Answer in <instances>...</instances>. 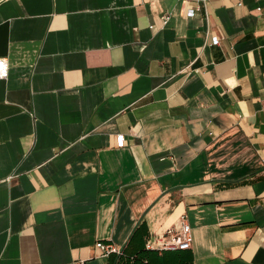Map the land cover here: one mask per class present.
Returning a JSON list of instances; mask_svg holds the SVG:
<instances>
[{
	"label": "crops",
	"instance_id": "1",
	"mask_svg": "<svg viewBox=\"0 0 264 264\" xmlns=\"http://www.w3.org/2000/svg\"><path fill=\"white\" fill-rule=\"evenodd\" d=\"M0 57V264H264V0H0Z\"/></svg>",
	"mask_w": 264,
	"mask_h": 264
},
{
	"label": "built area",
	"instance_id": "2",
	"mask_svg": "<svg viewBox=\"0 0 264 264\" xmlns=\"http://www.w3.org/2000/svg\"><path fill=\"white\" fill-rule=\"evenodd\" d=\"M196 14L195 9H189L187 12L188 16H194ZM169 16L164 14L162 16L163 22L168 21ZM219 43L218 36H213L211 44L217 45ZM9 64L5 57H0V78H6L8 75ZM117 145L118 147H123L125 145V139L123 134L117 135ZM193 243V232L192 226L188 221L186 215H183L180 219L178 226L170 227L166 232L158 237L150 236L146 240V247L151 249H189L192 247ZM96 247L100 249L103 254L109 255L111 253L121 254L122 247L118 246L113 242H103L98 241ZM78 264H84L83 261Z\"/></svg>",
	"mask_w": 264,
	"mask_h": 264
},
{
	"label": "trees",
	"instance_id": "3",
	"mask_svg": "<svg viewBox=\"0 0 264 264\" xmlns=\"http://www.w3.org/2000/svg\"><path fill=\"white\" fill-rule=\"evenodd\" d=\"M150 237L145 221L139 223L133 230L127 243L122 247V253L109 254L110 264H154V259L160 250L146 247V240ZM188 250V249H162Z\"/></svg>",
	"mask_w": 264,
	"mask_h": 264
}]
</instances>
